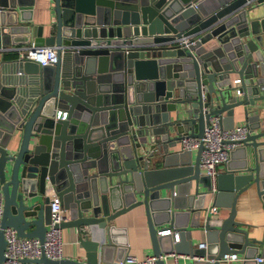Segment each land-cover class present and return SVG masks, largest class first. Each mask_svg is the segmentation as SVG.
Instances as JSON below:
<instances>
[{
    "label": "water",
    "instance_id": "water-1",
    "mask_svg": "<svg viewBox=\"0 0 264 264\" xmlns=\"http://www.w3.org/2000/svg\"><path fill=\"white\" fill-rule=\"evenodd\" d=\"M49 1L54 20L43 36L30 0H0V48L51 44L57 54L45 66L18 57L25 77L16 86L0 60V264L3 226L43 237L49 190L69 214L59 225L77 228L85 258L35 261L101 264L118 248L111 220L141 206L154 254L178 251L185 237L189 264H218L231 250L242 264H264L253 258L264 252V229L256 237L235 219V200L252 183L264 205V0ZM182 36L197 39L184 46ZM239 106L249 126L239 141L244 160L218 171L212 187L199 166L202 145L193 158L172 148L201 136L210 115L233 126ZM177 191L185 202H175ZM212 204L228 214L216 215ZM163 222L178 240L157 233ZM195 228L205 248L194 247Z\"/></svg>",
    "mask_w": 264,
    "mask_h": 264
},
{
    "label": "crops",
    "instance_id": "crops-1",
    "mask_svg": "<svg viewBox=\"0 0 264 264\" xmlns=\"http://www.w3.org/2000/svg\"><path fill=\"white\" fill-rule=\"evenodd\" d=\"M32 3L30 9V17L34 24H42L45 29L42 32L43 36H47L49 31L47 26L54 20L52 10L50 9L51 2L49 0H30ZM215 44L214 38L208 39L207 42L203 43L201 46L203 48H208ZM30 44H15L8 45L4 48H0V60L3 62V69L10 79L12 84L18 85L19 81L23 80L25 77L24 72H21V67L17 62V58L20 57V53L24 52V49ZM238 76L235 73L230 74V79L233 80ZM21 87H25L24 84H19ZM252 114V113H249ZM231 122L233 125L243 124L246 120L243 118L242 106L236 107L234 109L233 117ZM229 124V121H227ZM264 124L260 130H263ZM18 135V134H17ZM16 135V138H17ZM180 142L176 144V147L172 149H180ZM190 156L194 157L196 148L190 150ZM244 148L242 145L238 144L237 148L233 151L229 163H221L217 165V172L224 171L227 167L236 168L243 163L244 160ZM201 169V168H200ZM201 172L202 169H201ZM204 173V172H203ZM216 183V180H215ZM203 188V186H199ZM190 191H193L190 188ZM50 193V198L56 195L55 193L48 191ZM175 202H185V194L177 191L175 195ZM211 195H207L205 204L209 203ZM61 202V201H60ZM62 206V203H61ZM236 213L235 219L238 220L243 226L248 228V232L256 237H261L264 229V205L260 196L256 192L254 184L247 186V189L242 190L236 200ZM216 215L226 216L229 212V207L218 206ZM63 208V206H62ZM66 217L69 218L68 211L64 208ZM111 224L114 227L115 240L118 248L109 250L107 254L104 255L101 264H116L114 257L126 252H131L136 254L138 257H143V255L152 253V243L150 240L149 227L147 226L145 210L141 206L133 207L125 212L117 215L111 220ZM167 222L160 223L157 226L158 229L163 226H167ZM61 239H62V257L73 258L84 260L85 252L84 249L78 245V230L74 225H61ZM85 228V227H84ZM177 231L176 229H173ZM87 231V228L84 229ZM190 238L193 242L194 247L198 246V241L205 240L204 231L200 228H195L190 232ZM179 249L174 250L178 256L176 260L180 264H189L190 256L185 249L188 247V242L186 238H182L178 241ZM258 255L264 257V252L261 250L257 252ZM240 257L242 255L238 253ZM166 261L168 264L174 262L172 256H167ZM65 263V262H64ZM67 264V263H66ZM218 264H242V259H233L231 261L221 260Z\"/></svg>",
    "mask_w": 264,
    "mask_h": 264
},
{
    "label": "built area",
    "instance_id": "built-area-1",
    "mask_svg": "<svg viewBox=\"0 0 264 264\" xmlns=\"http://www.w3.org/2000/svg\"><path fill=\"white\" fill-rule=\"evenodd\" d=\"M193 36H182L179 39V44L184 46L190 45L194 42ZM20 57H28L30 60L36 61L39 65H51V63L57 60V54L54 45H29L24 49V52L20 53ZM233 84L239 83V79L232 80ZM235 92L239 94V90L236 88ZM58 112L57 116H60ZM66 112L62 113V118L65 117ZM249 126L245 122L243 124H236L231 127L225 128L222 125V121L218 115H210L208 123L204 126L201 136L182 137L180 146L182 149L192 150L202 145L199 156V166L202 171L208 175L209 182L212 187L215 186V180L217 175V165L226 163L230 157L229 153L234 149L239 141L245 138L248 132ZM2 203L3 195L0 190V220L2 216ZM211 211L216 212V205L210 206ZM50 219L47 224L46 230L42 238L39 236H27L19 235L12 226L5 225L2 227L5 244H4V257L1 264H66L64 262H48L35 261L40 255L56 260L62 257V239L61 228L59 223L62 220H66V213L61 206L60 199L57 195L50 198L49 202ZM157 233H171L173 240H178V231L165 226L157 229ZM207 243L204 240L198 241V246L205 248ZM172 256L174 262L171 264H180L176 260L178 254L171 250L169 252L161 251L159 254L148 253L143 257H138L136 254L126 252L120 257L118 264H157V259L162 258L164 264H168L166 261L167 256ZM195 257V256H193ZM197 257V256H196ZM242 259L238 255V252L231 250L230 252H224L219 259L223 261H231L233 259ZM253 258L257 262L263 261L264 257L261 255H254Z\"/></svg>",
    "mask_w": 264,
    "mask_h": 264
}]
</instances>
